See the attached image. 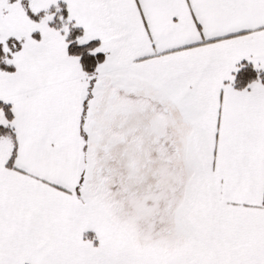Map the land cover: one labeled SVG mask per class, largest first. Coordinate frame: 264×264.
Masks as SVG:
<instances>
[{
    "label": "snow or ice",
    "instance_id": "1",
    "mask_svg": "<svg viewBox=\"0 0 264 264\" xmlns=\"http://www.w3.org/2000/svg\"><path fill=\"white\" fill-rule=\"evenodd\" d=\"M262 73L264 0H0V264H264Z\"/></svg>",
    "mask_w": 264,
    "mask_h": 264
},
{
    "label": "trees",
    "instance_id": "2",
    "mask_svg": "<svg viewBox=\"0 0 264 264\" xmlns=\"http://www.w3.org/2000/svg\"><path fill=\"white\" fill-rule=\"evenodd\" d=\"M80 31H81L80 29L74 30L73 35L75 36V35L79 34ZM97 43H98L97 41L94 42V44H97ZM89 46H93V45H89ZM70 51L73 52V53H78V52L82 51V49H80L77 46L73 45L70 48ZM83 62L88 67H91V65L93 63L92 59L89 58V57H85ZM261 75L264 76V73H262ZM255 76H256L255 71L251 68L250 65H248V67L245 70V72L242 75L238 76V86H243L244 83H246L248 80H250L252 78H255Z\"/></svg>",
    "mask_w": 264,
    "mask_h": 264
},
{
    "label": "crops",
    "instance_id": "3",
    "mask_svg": "<svg viewBox=\"0 0 264 264\" xmlns=\"http://www.w3.org/2000/svg\"><path fill=\"white\" fill-rule=\"evenodd\" d=\"M98 42V41H97Z\"/></svg>",
    "mask_w": 264,
    "mask_h": 264
}]
</instances>
